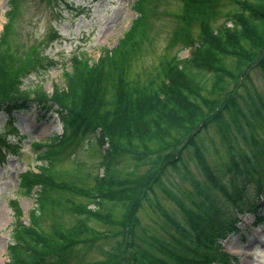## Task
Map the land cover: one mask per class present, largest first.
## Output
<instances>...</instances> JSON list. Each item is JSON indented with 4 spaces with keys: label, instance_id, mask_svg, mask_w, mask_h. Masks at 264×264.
Masks as SVG:
<instances>
[{
    "label": "trees",
    "instance_id": "trees-1",
    "mask_svg": "<svg viewBox=\"0 0 264 264\" xmlns=\"http://www.w3.org/2000/svg\"><path fill=\"white\" fill-rule=\"evenodd\" d=\"M8 1L7 21L0 32V110L26 109L34 101L47 111H56L65 132L52 137L49 144L38 143L37 148L45 147L37 154L45 163L38 166V171L25 170L20 174L19 188L26 195L36 191V206L29 210L26 225L17 203L10 201L14 223L7 246L9 261L5 264H70L77 244L86 240L94 229L89 222L97 216L109 223L108 234L98 230L94 236L116 237L110 245V254L100 264H117L121 258L129 264H230L233 256L223 249L221 241L228 234L240 231L236 210L253 211L256 221L261 219L257 207L264 195V162L258 153H246L238 148L241 154L237 158L233 155L229 164L230 181L227 185L215 181L217 186H213L222 194L220 200L211 191L198 187L195 194L198 200L186 212L184 223L173 221V230L166 233V238L157 234L139 236L135 212L169 163L174 166L189 147V139L179 140L178 144L183 143L181 151L176 150L157 166L156 161L167 148L172 132L178 128H185V133L194 130L189 135L193 140L201 129L230 110L234 100L228 94L223 103L222 99H215L207 112L198 99L202 100V89L210 95L221 93L228 75L223 67L226 60L247 61L259 55L264 45V0H254V8L243 5V1H234V11L213 28V0H181L180 21L167 47L181 44L189 48V54L170 56L142 82L128 79L126 68L149 36L154 0H134L136 16L115 46L101 48L100 56L92 64L82 53L73 55L70 66L62 70V84L54 83L50 93L42 85L21 88L20 78L29 74L30 66L26 61L12 65L1 51L14 33L13 22L19 11V0ZM193 21L200 28L194 38L189 34ZM219 103L220 107L216 108ZM96 134L100 146L105 145L100 155V165L106 164L104 176L99 179L94 176L90 185L84 179L81 185L59 180L53 167L70 139ZM153 142L158 143L155 149L147 145ZM256 142L252 137L249 143ZM4 144L0 137V158L4 155ZM122 150L132 157L137 156L132 152L139 157H144L146 152L149 164L158 168L156 174L147 178L141 191L136 189L137 179L124 181L114 177L112 162ZM242 156L248 162L253 161L245 178L239 159ZM78 193L84 201L78 200ZM126 196L135 197V203L129 210L125 208L124 220L116 223L119 219L112 214L113 205L119 201L130 203ZM89 203L94 207L89 208ZM69 214L76 219L67 226L64 216Z\"/></svg>",
    "mask_w": 264,
    "mask_h": 264
},
{
    "label": "rangeland",
    "instance_id": "rangeland-1",
    "mask_svg": "<svg viewBox=\"0 0 264 264\" xmlns=\"http://www.w3.org/2000/svg\"><path fill=\"white\" fill-rule=\"evenodd\" d=\"M212 4L215 13L211 24L213 28L226 21L228 14L234 11V4L231 0H213ZM181 6V0L153 1L150 33L138 56L133 57L127 65L128 79L145 81L165 59L176 54L180 57L189 54V49L181 44L167 47L173 30L179 24ZM8 9L9 1L0 0V31L7 20ZM16 14L14 33L7 39L6 46L1 47V51L12 65L26 61L27 66H30V74H24V78H20L22 88L42 85L48 93L52 91L54 83L62 84V70L70 66L73 55L82 53L88 58L89 64L96 62L100 48L114 46L136 16L133 0H19V11ZM199 29L197 22L193 21L189 34L194 38ZM234 62H224L223 67L231 77L223 82L221 93L213 95V100L223 99L227 94L233 97L231 109L236 120L228 114L221 128L208 127L191 152L186 151L174 166L169 163L146 200L136 207L139 236L157 234L166 238V233L173 230V221L184 223L186 212L198 200L195 195L198 187L206 192L211 191L213 197L220 200L222 194L214 189L213 178L207 174L206 165L219 181L227 185L232 176L229 164H232L233 155L237 158L241 154L238 148L246 153H258V158L264 162V46L259 55L252 59ZM243 71L247 72V76L239 82ZM201 92L205 97L211 98L208 91L202 89ZM236 122L239 123L238 126ZM62 130L63 125L54 111H45L33 102L27 110L11 114L0 112V133L6 135L11 146L12 143L17 144L16 151L6 148V156L0 160V264H5L8 260L6 247L10 242V231L14 223L10 201L13 199L18 204L25 222L28 211L35 206V194L26 195L19 189L20 173L27 168L35 169L40 163L36 158L38 149L35 144L40 140L48 142L50 137ZM185 131V128H178L172 132L167 148L156 161L157 166L175 154L179 147L178 141L186 135ZM252 137L257 140L253 145L249 143ZM147 145L155 149L158 143ZM96 147L92 136L71 139L68 149L63 150L53 167L59 180L81 185V179H84V183L90 185L96 173H101L97 153L100 148ZM132 153L137 156L132 157L124 150L117 154L112 162V165L115 164L114 177L124 181H129V178L137 179L136 189L141 191L146 187L147 178L156 174L158 168L149 164L146 152L143 153L144 157ZM244 158L239 157L245 178L253 161L248 162ZM255 163L257 160H254ZM238 181L241 182L242 179ZM78 195L76 197L79 201L85 200L82 195ZM127 199L130 203L119 201L113 205L112 214L115 219H119L115 220L116 223L124 220L123 213L127 212L125 208H132L136 198ZM88 207L93 205L89 203ZM259 215L263 219L254 225L252 213L242 214L239 224L241 232L233 233L222 241V246L236 256L231 264H264V203ZM75 217L65 215V224H73ZM89 225L94 229L87 234L86 240L77 244L70 264H100L110 254V245L115 242L116 237L94 236L98 230H107L109 223L105 222L104 217L97 216ZM117 264L129 263L121 258Z\"/></svg>",
    "mask_w": 264,
    "mask_h": 264
}]
</instances>
